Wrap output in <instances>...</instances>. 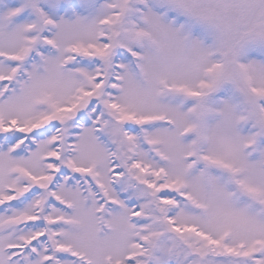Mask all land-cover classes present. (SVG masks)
Returning a JSON list of instances; mask_svg holds the SVG:
<instances>
[{
    "label": "snow or ice",
    "instance_id": "1",
    "mask_svg": "<svg viewBox=\"0 0 264 264\" xmlns=\"http://www.w3.org/2000/svg\"><path fill=\"white\" fill-rule=\"evenodd\" d=\"M0 264H264V0H0Z\"/></svg>",
    "mask_w": 264,
    "mask_h": 264
}]
</instances>
